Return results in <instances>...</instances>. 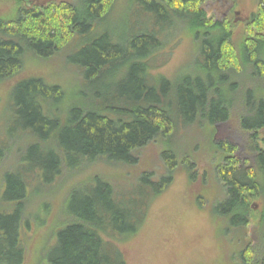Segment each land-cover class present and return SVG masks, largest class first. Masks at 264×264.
I'll return each instance as SVG.
<instances>
[{
  "label": "trees",
  "instance_id": "1",
  "mask_svg": "<svg viewBox=\"0 0 264 264\" xmlns=\"http://www.w3.org/2000/svg\"><path fill=\"white\" fill-rule=\"evenodd\" d=\"M5 1L14 15L0 20V84L13 88L5 108L9 145L0 135V264H126L117 240L138 233L150 201L164 192L179 166L190 172L192 156H199L196 143L182 159L164 151L169 175L155 181L154 174L143 173L125 193L109 181L92 180L96 184L89 193L69 196L60 209L45 198L38 202V191L54 189L67 172L82 165H137L140 151L151 144L168 146L203 121L200 132L208 135L207 146L214 151L208 171L213 168L224 194L220 232L234 230L241 236V250L226 264H264V150L257 137L264 128V103L248 104L256 113L247 127L253 147L247 146L249 158L241 161L230 140L214 141L230 112L226 98L216 96L219 87L212 81L187 80L177 89L175 102L168 92L173 87L151 65L164 48L165 13L188 19L204 58L202 72L209 79L239 74L241 66L253 67L254 76L264 78V0L245 20L248 28L237 61L235 25L210 17L203 8L209 0H124V18L142 15L147 26L134 37L106 25L120 0H30V6L22 0ZM60 55L77 65L84 94L68 96L60 85L24 75L28 56L50 61ZM234 85L239 91V84ZM139 183L145 187L136 198L132 190ZM254 200L262 202L260 210ZM31 204L36 205L32 211ZM45 232L48 242L42 255L35 250Z\"/></svg>",
  "mask_w": 264,
  "mask_h": 264
},
{
  "label": "rangeland",
  "instance_id": "2",
  "mask_svg": "<svg viewBox=\"0 0 264 264\" xmlns=\"http://www.w3.org/2000/svg\"><path fill=\"white\" fill-rule=\"evenodd\" d=\"M34 1L60 3L67 0ZM120 1L106 25L110 26V30L117 29L127 32L129 37L143 33L147 26L142 20V15H136V20L130 17L126 20L123 11L126 9L124 0ZM259 1L209 0L203 6L210 17L213 15L219 17L220 20L228 19V23L232 21L235 25L232 26V31H235L232 43L236 50H234L236 61L241 59L240 55H238L240 58H237V53L242 51L243 31L248 28L245 20L251 13L257 11ZM142 2L144 3L145 0ZM13 15L14 11H11L9 1L0 0V20H7ZM161 21L162 24L168 25L162 31L164 48L151 62L154 74H163L167 80L165 82L173 87L172 92L171 90L168 92L171 93V100L175 102L177 101V89L187 80L196 82L199 79L207 85L213 82L218 86V93H220H216V96L226 98L230 112L229 122L220 126L221 134L214 136V141L219 144L227 138L237 148L235 156L241 161H246L249 158L247 146L253 147L247 127L256 118V113L250 112L248 104L255 105L256 103L255 106H257L264 103V78L254 76L256 70L253 67L241 69V66L242 71L239 74L233 72V74H225L226 76L222 74L219 78L212 76L209 79L202 72L204 58L200 53L199 45L189 32L188 19H177L164 13L161 15ZM68 59L69 56L60 55L50 61H36L28 56L24 75L35 74L37 77L44 78L48 84L60 85L68 96L82 95L86 88L76 70L77 65L68 64ZM226 60L228 59L225 58L224 62ZM235 83L240 86L237 92ZM12 88L13 85L7 82L0 84V135L5 136L7 145L10 141L7 139L6 127L4 128L7 117L5 108L8 106L7 98ZM174 107L178 108V103ZM204 123L205 121L194 126L190 131H182L168 146L149 145L139 152L137 165L113 168L103 163H96L82 165L75 172H67L54 189L38 191V195H42L38 202H42L45 198V202H48L50 206L55 207L57 203L60 209H63L68 204L69 196L76 198L86 195L96 184L89 181H97V179L109 181L117 189H123L124 193L126 187L131 186L132 183L136 184L143 173L154 174L153 180L158 181L169 175L162 160V153L167 151L177 159H182L184 158L182 155L196 143L199 146V156L197 152L192 156L190 163H193V166H189L190 172L185 167L179 166L173 172L172 182L164 192L150 201L147 217L138 233L133 237L119 238L121 240L117 241L126 264H221L222 262L226 264L229 258L234 260L235 254L241 250L238 242L241 236L234 230H230L228 235L220 232L221 219H223L221 216L224 213L219 205L224 203V194L216 174L213 173V168L208 171L210 164L214 162V151L213 148L207 146L209 144L208 135L200 132L206 126ZM262 131L264 128L258 132L257 137L263 150L264 134L261 133ZM194 175H198L197 179H191ZM203 178L206 180L205 184L202 182ZM143 187L145 185L139 183L133 188L132 192L135 193L136 198L141 193L139 188L144 189ZM261 187L264 191V180ZM146 191L148 192L149 189L147 188ZM128 195L126 193L124 197ZM253 203L256 210L263 207L259 200H254ZM35 208L36 205L31 204L29 209L32 211ZM134 209L138 211L139 207L134 206ZM42 215L46 216V213ZM45 234L46 232L42 233L43 236L37 241L35 250L42 255L44 245L48 242Z\"/></svg>",
  "mask_w": 264,
  "mask_h": 264
},
{
  "label": "water",
  "instance_id": "3",
  "mask_svg": "<svg viewBox=\"0 0 264 264\" xmlns=\"http://www.w3.org/2000/svg\"><path fill=\"white\" fill-rule=\"evenodd\" d=\"M26 6H30L31 5V1L30 0H22Z\"/></svg>",
  "mask_w": 264,
  "mask_h": 264
},
{
  "label": "flooded vegetation",
  "instance_id": "4",
  "mask_svg": "<svg viewBox=\"0 0 264 264\" xmlns=\"http://www.w3.org/2000/svg\"><path fill=\"white\" fill-rule=\"evenodd\" d=\"M226 15H227V14H225V16H226ZM212 16H213V15H212ZM225 16H223V17H225ZM227 16H228V15H227ZM218 18H219V17H218ZM218 18H217V16H216V19H218ZM261 133L264 134V131H262ZM263 150H264V149H263Z\"/></svg>",
  "mask_w": 264,
  "mask_h": 264
}]
</instances>
